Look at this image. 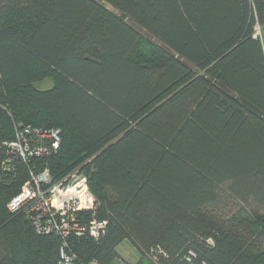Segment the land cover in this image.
Returning <instances> with one entry per match:
<instances>
[{"label":"trees","instance_id":"trees-1","mask_svg":"<svg viewBox=\"0 0 264 264\" xmlns=\"http://www.w3.org/2000/svg\"><path fill=\"white\" fill-rule=\"evenodd\" d=\"M257 28L264 0H0V264H59L62 238L7 207L30 167L2 169V145L24 126L60 129L31 167L82 165L107 221L67 237L80 262L129 239L135 264H264Z\"/></svg>","mask_w":264,"mask_h":264},{"label":"built area","instance_id":"built-area-1","mask_svg":"<svg viewBox=\"0 0 264 264\" xmlns=\"http://www.w3.org/2000/svg\"><path fill=\"white\" fill-rule=\"evenodd\" d=\"M60 142L59 128L24 126L16 128L13 139L3 143L2 169H11L16 160L30 167L27 179L7 207L11 212L22 213L29 219L37 233H55L62 238L59 264H101L96 259L80 262L67 243V237L71 234H88L97 238L107 227L106 220L94 215L95 199L87 175L81 170L82 165L57 180L52 177L46 164L31 167L54 154ZM87 211L92 215L85 219L83 213ZM192 256L194 252L190 249L187 260Z\"/></svg>","mask_w":264,"mask_h":264},{"label":"rangeland","instance_id":"rangeland-1","mask_svg":"<svg viewBox=\"0 0 264 264\" xmlns=\"http://www.w3.org/2000/svg\"><path fill=\"white\" fill-rule=\"evenodd\" d=\"M256 33L260 36L262 43H264V32L262 33L257 28ZM37 87L45 89L52 85V81L47 79L36 84ZM117 256L114 258L111 264H135L139 261L140 253L135 245L129 240L124 239L120 242L116 248Z\"/></svg>","mask_w":264,"mask_h":264}]
</instances>
